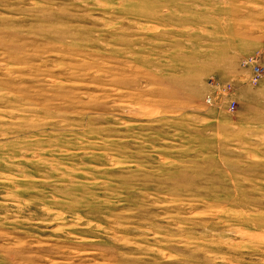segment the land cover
<instances>
[{
    "label": "rangeland",
    "instance_id": "374dc122",
    "mask_svg": "<svg viewBox=\"0 0 264 264\" xmlns=\"http://www.w3.org/2000/svg\"><path fill=\"white\" fill-rule=\"evenodd\" d=\"M0 264H264V0H0Z\"/></svg>",
    "mask_w": 264,
    "mask_h": 264
},
{
    "label": "built area",
    "instance_id": "2783aa9c",
    "mask_svg": "<svg viewBox=\"0 0 264 264\" xmlns=\"http://www.w3.org/2000/svg\"><path fill=\"white\" fill-rule=\"evenodd\" d=\"M262 71V69L260 68V66H253L250 76H251V80H253L254 82L257 81V79L259 78L260 72ZM210 101V98H207V102Z\"/></svg>",
    "mask_w": 264,
    "mask_h": 264
}]
</instances>
